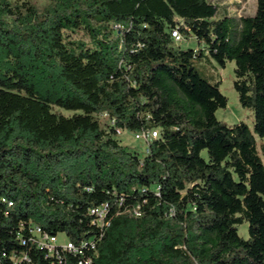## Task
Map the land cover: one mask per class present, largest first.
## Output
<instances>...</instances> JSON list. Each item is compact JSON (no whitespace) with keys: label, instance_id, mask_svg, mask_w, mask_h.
<instances>
[{"label":"trees","instance_id":"obj_1","mask_svg":"<svg viewBox=\"0 0 264 264\" xmlns=\"http://www.w3.org/2000/svg\"><path fill=\"white\" fill-rule=\"evenodd\" d=\"M206 57L234 63L251 129L217 120ZM117 131L156 137L140 155ZM0 264H264V0L239 19L211 0H0Z\"/></svg>","mask_w":264,"mask_h":264},{"label":"rangeland","instance_id":"obj_2","mask_svg":"<svg viewBox=\"0 0 264 264\" xmlns=\"http://www.w3.org/2000/svg\"><path fill=\"white\" fill-rule=\"evenodd\" d=\"M11 3H19L23 1H29L34 4L40 11L44 10L46 7L53 5L55 0H9ZM213 3L217 4L220 8L225 9V13L233 18L239 19L241 17L253 16L256 7V0H211ZM221 16V12H220ZM115 28V27H113ZM74 39H81L87 42L86 37H77ZM182 50L186 49H203V46H198L197 42L192 36L184 37L182 43L179 44ZM195 66L197 70L203 76H211L215 81L219 82V90L222 95L227 99V106L225 109H220L216 112V118L220 123H224L228 126L243 122L250 129L253 126V113L250 110L241 108L238 102V96L233 89L234 77V63H226L224 68H220L211 58H201L196 63ZM65 115H68L65 113ZM106 120V118H104ZM120 142L123 146H126L132 150H135L140 155L145 152V144L143 141L135 140L134 136L128 133H124L119 136ZM259 142V141H258ZM238 234L240 237L247 238V225L244 224L238 227ZM58 244H66V239L64 236H58Z\"/></svg>","mask_w":264,"mask_h":264},{"label":"built area","instance_id":"obj_3","mask_svg":"<svg viewBox=\"0 0 264 264\" xmlns=\"http://www.w3.org/2000/svg\"><path fill=\"white\" fill-rule=\"evenodd\" d=\"M172 39L176 45H179L184 40V38L177 31L172 32ZM122 134H124V132L117 131L118 136ZM155 137H156V133H153V132L152 133L151 132H141V133L134 135L135 140H140L144 142L145 153L147 152V144ZM105 212H106V209L102 207V208L91 211V214L97 217V222L99 224H102L103 219L105 218ZM136 216H138L137 213H136ZM30 233L32 236H34L37 239L38 245L44 247L51 255L57 254V251H56L57 247L61 248L63 251L72 252L75 254L78 253L75 247L68 241H66L65 245L58 244L57 238L48 237L47 235L42 234L40 229L37 227H33L30 230Z\"/></svg>","mask_w":264,"mask_h":264}]
</instances>
